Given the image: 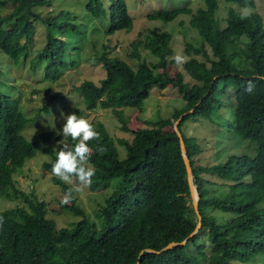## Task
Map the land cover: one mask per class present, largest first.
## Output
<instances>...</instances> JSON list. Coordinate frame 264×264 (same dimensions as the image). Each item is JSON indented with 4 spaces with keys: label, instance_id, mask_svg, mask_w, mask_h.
I'll list each match as a JSON object with an SVG mask.
<instances>
[{
    "label": "trees",
    "instance_id": "trees-1",
    "mask_svg": "<svg viewBox=\"0 0 264 264\" xmlns=\"http://www.w3.org/2000/svg\"><path fill=\"white\" fill-rule=\"evenodd\" d=\"M13 1V10L0 16V29L6 24L16 36L13 40L0 36V51L14 65L28 61L31 71L54 80L63 68L78 60L76 51L80 49H70L66 38L80 33L77 20L64 10L40 17L35 8L49 5V0ZM106 1L90 0L86 6L94 18H105L99 19L105 24L99 31L112 35L131 30L133 19L125 0ZM219 1L255 9V0H204V7L194 11L188 7L160 9L146 15L165 22L180 14L189 16L188 25L202 38L197 46L185 42L183 50L188 58L182 67L192 84L184 81L182 72L174 76L168 73L169 65L175 62L172 35L149 31L145 36L138 34L126 46L128 56L138 62L136 70L110 56L109 47L103 44L97 61L105 76L98 83L85 79L76 87L84 110L109 109L120 122V130L132 135L129 140H118L127 153L119 159L105 125L91 122L100 139L89 142L93 149L90 163L96 169L89 189L96 192L107 188L113 179L118 182L95 213L99 226L72 199L60 206L81 218L71 227L57 228L54 219L47 216V202L38 199L33 188L28 192L18 188L14 175L35 154L34 141L23 134L33 118L19 111L10 94L0 91V198L22 201L14 208L0 210V264H249L259 257L264 264V21L257 11L241 14L233 6L221 20L217 15ZM38 23L45 29V43L33 51ZM193 52L204 60L191 57ZM145 54L156 60L148 61ZM167 86L177 90L183 107L171 117L144 120L145 127L130 129L124 109L140 111L152 87ZM227 94L234 102L230 113L234 115L233 129L240 140L255 145L254 152L231 155L209 166L197 164L194 158L201 151L200 145L197 138L183 132V125L198 117L212 121L213 113L224 104L221 96ZM189 110L178 129L200 196L201 225L191 237L197 215L179 138L175 130L166 129ZM66 141L70 146L76 143L70 137ZM98 147L103 151L97 152ZM55 159L53 154L42 167L51 172ZM206 173L221 180L224 191L212 193L206 186ZM51 180L64 193L71 189L52 173ZM210 210L225 218L219 221ZM202 236L208 248L201 242ZM186 238L185 244L160 253L145 250L159 251Z\"/></svg>",
    "mask_w": 264,
    "mask_h": 264
},
{
    "label": "rangeland",
    "instance_id": "rangeland-1",
    "mask_svg": "<svg viewBox=\"0 0 264 264\" xmlns=\"http://www.w3.org/2000/svg\"><path fill=\"white\" fill-rule=\"evenodd\" d=\"M49 1H51L49 5L35 8L40 17L47 18L61 10L70 11L71 18L76 19L79 24V34L74 33L66 36L70 49H80V51H76L78 53L77 62L63 68L54 80H48L42 77V73L31 71L28 61L16 66L8 56L0 51V91L10 94L17 101L19 111L25 116L33 118L26 124L23 134L34 141L35 154L26 160L22 169L18 170L22 171L14 175L18 188L26 192L33 188L38 199H44L47 202V216L54 219L57 228H60L71 227L81 218L60 206L65 193L52 182L49 169L42 167L43 163L52 160L53 154L57 155L62 144H68L66 138L59 134L64 122L61 113L64 115L76 113L90 122H102L108 133L114 138L119 159H124L127 153L125 147L118 140L120 138L129 140L132 137L130 132L120 130V122L109 109H97L89 112L83 109V104L80 102L81 96L76 87L85 79L98 83L105 76L104 69L97 61L102 52V45L105 44L109 47L110 56L118 57L136 70L138 62L128 56L126 49L130 41L135 39L138 34L145 36L149 31L169 32L172 35L171 48L175 62L169 65L168 73L174 76L176 73L182 72L184 81L192 84V79L182 67L188 58L183 55V50L185 42L197 46L202 42V38L195 28L188 25L189 16L180 14L172 21L165 22L147 19L146 15L160 9L173 10L188 7L194 11L198 7H204V0H125L128 12L133 19L132 29L117 31L112 35H105L104 30L99 31V29L105 28V24L99 19L105 18H94L86 10L90 0ZM103 2L107 3L106 0ZM14 5L15 1L13 0H0V16L9 14ZM218 5L217 15L221 20L226 18L229 6H233L241 14H246L245 10L257 11L262 15L264 21L263 0H255L254 10L238 8L234 4L223 1H219ZM0 36L6 40H13L16 33L14 29L4 24L0 29ZM35 36L31 45L33 51L41 49L45 43V29L41 23H38ZM177 57L181 59L177 61ZM191 57L204 60L201 55L194 52L191 53ZM145 58L148 61L156 60L150 54H145ZM221 99L224 104L213 113L212 121L198 117L187 120L183 125V132L197 138L200 145L201 151L194 158L197 164L209 166L223 162L231 155L246 152L253 154L254 152L255 145L248 140H240L233 129L234 115L230 114L233 111V97L227 94L221 96ZM183 105L184 102L175 88L170 86H167L166 89L152 87L140 111L131 108L124 109L127 126L130 129L145 127L144 120L156 121L160 118L171 117L172 113L181 109ZM77 110L79 111L76 112ZM166 129L175 130V127L172 125ZM45 149L50 150L45 151ZM204 178L209 181L206 186L212 193L224 191L225 187L219 185L221 180L212 174L206 173ZM117 184V179H113L107 188H101L96 192L90 191L88 185H78V182L69 186L71 189L79 186V191H73L74 202L85 211L91 221L99 226V220L95 217V213ZM17 204H22V201L0 198V210L14 208ZM208 212L219 221L225 218L219 211L210 210ZM201 242L207 244L205 236H202ZM206 246L208 248V244ZM205 251L209 252L208 249ZM249 264H263V259L256 258Z\"/></svg>",
    "mask_w": 264,
    "mask_h": 264
},
{
    "label": "clouds",
    "instance_id": "clouds-1",
    "mask_svg": "<svg viewBox=\"0 0 264 264\" xmlns=\"http://www.w3.org/2000/svg\"><path fill=\"white\" fill-rule=\"evenodd\" d=\"M245 12L250 14V10H245ZM176 59L179 61L181 58ZM61 117L64 122L59 134L65 138L70 137L76 143L71 146L62 144L55 161L51 162V173L68 185H73L75 182H78V185H90L96 169L90 163L93 149L89 146V142L98 141L100 135L89 120L76 113L68 115L61 113ZM96 151L102 152L103 148L98 147ZM79 190V186L70 189L64 194L61 203L69 204L74 198L73 191Z\"/></svg>",
    "mask_w": 264,
    "mask_h": 264
},
{
    "label": "water",
    "instance_id": "water-1",
    "mask_svg": "<svg viewBox=\"0 0 264 264\" xmlns=\"http://www.w3.org/2000/svg\"><path fill=\"white\" fill-rule=\"evenodd\" d=\"M192 110H189L188 112H185L183 114H181L179 116V118L174 122V127H175V132L179 138V143H180V147H181V152H182V156H183V161H184V165H185V169H186V173H187V180H188V184H189V188H190V197H191V203H192V207L196 213V215L198 216V221H197V224H196V227H195V230L189 235V237H191L193 234H195L198 229L200 228V225H201V217H200V214H199V208H198V201H199V194H198V190H197V186L195 185L194 181H193V173H192V168H191V164H190V160L188 159L187 157V154H186V148H185V144L183 142V138H182V135L178 129V123L182 120L183 116H185L187 113L191 112ZM196 194L195 197H194V193ZM187 241V238L184 239L182 242H170L168 245H166L164 248H162L161 250L159 251H155V250H151V249H145L146 251H149V252H156V253H160L166 249H169L175 245H178V244H185ZM145 250H142L139 254V258L141 256V254L145 251ZM139 263V261L137 262V264Z\"/></svg>",
    "mask_w": 264,
    "mask_h": 264
},
{
    "label": "bare ground",
    "instance_id": "bare-ground-1",
    "mask_svg": "<svg viewBox=\"0 0 264 264\" xmlns=\"http://www.w3.org/2000/svg\"><path fill=\"white\" fill-rule=\"evenodd\" d=\"M193 193H194V192H193ZM193 195H194V197H195L196 194L194 193Z\"/></svg>",
    "mask_w": 264,
    "mask_h": 264
}]
</instances>
